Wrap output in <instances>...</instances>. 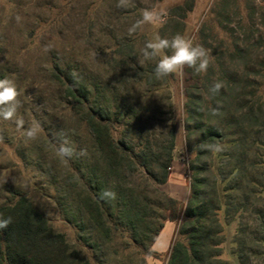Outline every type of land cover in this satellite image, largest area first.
<instances>
[{
	"label": "trees",
	"instance_id": "trees-1",
	"mask_svg": "<svg viewBox=\"0 0 264 264\" xmlns=\"http://www.w3.org/2000/svg\"><path fill=\"white\" fill-rule=\"evenodd\" d=\"M135 3L128 13L140 17L146 7ZM194 7L195 0H184L168 9L160 36L184 35ZM101 31L115 43V56L126 49L135 53L136 41L144 38L140 25L132 34L124 27ZM193 41L207 50L209 65L203 74L186 70L185 146L194 157L185 206L160 189L175 160L176 125L166 88L174 74L157 79L155 62L132 61L129 54L122 64L131 68L112 67L114 82L71 65L55 66L52 76L64 89L73 121L68 137L58 127L55 144L66 138L74 153L58 156L61 168L49 167L48 173L75 242L54 231L19 195L0 205V219L11 218L0 228V264H147L145 257L157 255L152 246L166 221L177 223L167 264H230L223 259L222 213L226 222H237L232 244L239 264L262 262L264 5L214 0ZM214 83L221 87L209 93ZM164 95L166 112L160 104ZM159 123L163 130L156 132ZM105 190L115 196L101 198ZM126 253L141 258L134 261Z\"/></svg>",
	"mask_w": 264,
	"mask_h": 264
},
{
	"label": "rangeland",
	"instance_id": "rangeland-1",
	"mask_svg": "<svg viewBox=\"0 0 264 264\" xmlns=\"http://www.w3.org/2000/svg\"><path fill=\"white\" fill-rule=\"evenodd\" d=\"M183 1L138 0L146 10H141L140 17H137L135 13H128L133 11L134 4H138L135 0H0V78L7 77L16 84L19 101L17 114L24 120L23 127L32 128L35 133L31 139L25 138L13 120L0 119V205L16 200L19 195L24 196L46 217L54 231L63 233L71 243L75 242V230L61 216L48 173L49 167L54 171L61 168L56 151L58 146L55 144L58 127L63 126L68 137L69 129L73 126L72 115L63 96L64 89L52 76L54 67L71 65L84 73L110 80L112 67H132L131 63L127 66L122 64L128 54L132 61L142 64L155 62L156 59L145 60L140 49L145 41L151 40L157 33L160 35L159 29L166 11ZM213 2L195 0V7L185 20L184 36L195 38ZM256 2L264 5V0ZM122 11L126 12L124 15L127 14L128 19H123ZM145 11L152 13L153 19L140 24V34L144 38L136 41L135 53L130 54L126 49L124 56L113 55L111 52L115 43L101 30L128 29L141 20ZM187 68L185 66L173 73L174 80L166 87L170 92L176 125L175 160L170 179L173 178L171 182L180 187L183 199L190 195L188 164L194 157L187 152L184 134L185 89L190 80ZM163 98L165 95L160 97V104L166 112L167 101ZM164 118H168V115ZM163 126L162 123L157 124L156 132L163 130ZM178 171L182 173L181 176L176 175ZM160 189L172 196L166 190V184ZM177 201L182 205L179 199ZM182 216L183 208L176 213L179 220H182ZM221 220L226 238L223 259L230 264H239L232 244L237 222H226L223 213ZM173 226L170 223L164 227L154 243L158 244L160 253L145 257L147 264H162L169 250L168 240L173 234ZM116 243L121 244L119 240ZM130 255L126 253V257L134 261L141 258ZM263 260L260 264H264Z\"/></svg>",
	"mask_w": 264,
	"mask_h": 264
},
{
	"label": "clouds",
	"instance_id": "clouds-1",
	"mask_svg": "<svg viewBox=\"0 0 264 264\" xmlns=\"http://www.w3.org/2000/svg\"><path fill=\"white\" fill-rule=\"evenodd\" d=\"M153 14L145 11L141 20L136 21L128 28V33L132 34L143 22H150ZM164 50H169L167 53ZM140 54L145 60L156 58L152 74L155 78L166 77L171 73L181 71L185 66L191 68L194 74H203L209 65V55L205 48L195 43L192 38L182 34H175L170 38H162L158 33L151 40L145 41L140 49ZM221 85L214 83L209 88V93L219 91ZM18 91L13 80L4 77L0 78V119L13 120L18 131H21L25 138L31 139L35 133L32 128H24V120L17 114L19 101ZM210 150H219L218 145H208ZM57 154L62 158H71L74 147L65 138L59 143ZM82 154V153H81ZM101 198H112L115 193L105 190L100 194ZM11 222V218L0 219V228L6 227Z\"/></svg>",
	"mask_w": 264,
	"mask_h": 264
},
{
	"label": "crops",
	"instance_id": "crops-1",
	"mask_svg": "<svg viewBox=\"0 0 264 264\" xmlns=\"http://www.w3.org/2000/svg\"><path fill=\"white\" fill-rule=\"evenodd\" d=\"M177 167H179V168H181V166H179V165H177ZM178 168V169H179ZM180 171H178V172H176V175H178V176H181V172L179 173ZM171 180H174L173 178L172 179H170L167 183H166V190L172 195V196H170V197H172V198H174L175 200H178L179 199V201H181L182 202V205H185L186 204V202H187V200H188V195H187V198H185V199H183L182 197H183V194H182V192L180 191V187L179 186H176V185H174L172 182H171ZM171 186H170V185ZM183 190V189H182ZM170 223H172L174 226H173V230H172V232L171 233H173L172 235H170V239L168 240V248H169V250L167 251V253H166V255H165V259H164V261L162 262V264H165V262H167V260H168V257H169V253H170V249H171V245H172V242H173V240H174V238H175V236H176V230H177V223L175 222V221H166L165 222V224H164V227L165 226H167L168 224H170ZM164 227L162 228V230L160 231V233H159V235H158V237H157V239L160 237V235H161V233H162V231H163V229H164ZM157 239L155 240V242L154 243H156L157 242ZM153 243V246H152V249L156 252V253H160V249H158V244H154Z\"/></svg>",
	"mask_w": 264,
	"mask_h": 264
}]
</instances>
